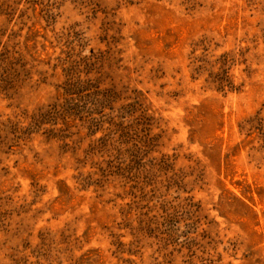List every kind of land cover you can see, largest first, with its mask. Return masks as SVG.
<instances>
[{"label": "rangeland", "instance_id": "1", "mask_svg": "<svg viewBox=\"0 0 264 264\" xmlns=\"http://www.w3.org/2000/svg\"><path fill=\"white\" fill-rule=\"evenodd\" d=\"M0 264H264V0H0Z\"/></svg>", "mask_w": 264, "mask_h": 264}]
</instances>
